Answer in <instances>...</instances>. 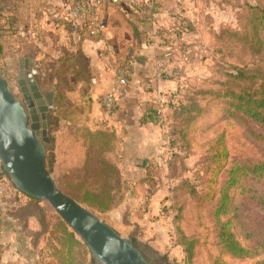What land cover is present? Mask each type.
Here are the masks:
<instances>
[{
    "label": "rangeland",
    "instance_id": "rangeland-1",
    "mask_svg": "<svg viewBox=\"0 0 264 264\" xmlns=\"http://www.w3.org/2000/svg\"><path fill=\"white\" fill-rule=\"evenodd\" d=\"M258 1L166 0L162 6L149 0L139 5L143 15L168 18L156 31H163L168 42V74L179 81L160 117L167 156L163 165H158V176L146 177L147 195L158 194L155 207L148 205L146 195L147 199L139 198L134 207L138 197L130 193L131 181L120 178L116 167V135L108 129L107 137L99 142L88 125L92 103L82 93L61 98L59 107L48 112L47 167L59 188L117 225L123 236L151 248L167 264H264V205L259 201L264 195V176L241 170L238 182L229 186L232 168L264 160L261 128L235 116L227 96L244 85L235 79L237 73L257 61L241 39L251 7ZM53 65L48 71L40 70V76L38 71L43 92L55 87L58 92L66 89L74 93L70 80L87 79L86 73L72 75L75 71L68 64ZM67 70L72 76L66 75ZM0 74L23 99L17 74L6 65L2 53ZM3 181L13 184L7 178ZM85 191L100 200H106L110 192L112 208L100 212L97 206L91 207L83 201ZM150 208L148 218L140 215ZM50 210L52 219H62L51 205ZM131 211L137 220H131ZM224 223L249 254L229 253L221 237ZM58 232L60 229L54 228L52 238L57 239ZM183 236L195 241L191 262L181 243ZM88 250H83L82 260L78 254L76 259L67 254L64 263L91 264Z\"/></svg>",
    "mask_w": 264,
    "mask_h": 264
},
{
    "label": "crops",
    "instance_id": "crops-1",
    "mask_svg": "<svg viewBox=\"0 0 264 264\" xmlns=\"http://www.w3.org/2000/svg\"><path fill=\"white\" fill-rule=\"evenodd\" d=\"M73 1L0 0L6 25L1 35L2 56L9 69L17 74V80L21 61L26 58L30 60L29 68L37 70L36 81L38 71L40 76V70L48 71L53 64L57 68L68 64L75 71L72 75L78 77L80 72L86 73L85 80H70L74 93L66 89L60 93L64 99L82 93L92 103L90 130L110 129L116 135V167L120 178L131 181L130 193L138 197L134 207L145 195L148 205L155 207L158 194L147 195L146 177L158 176V165H163L167 151L163 125L146 121L144 117L152 109L162 114L166 100L179 83L168 74L171 72L165 53L168 42L163 31H156L168 18L143 15L139 5L149 0L104 2L99 16L106 25L105 32L92 35L83 30L81 40L74 44L65 21ZM155 1L163 6L166 0ZM121 63L130 64L132 75L117 93L115 111L107 116L102 99L114 86L116 69ZM69 74L67 70L66 75ZM52 90L56 98L58 90L55 87ZM40 91L44 94L51 90L43 92L40 88ZM151 210L140 215L148 218ZM51 212L50 205L44 201L30 199L6 181L0 183V264H66L67 254L75 259L78 254L82 260L83 241L63 219L55 215L52 219ZM129 215L131 220L138 219L132 211ZM110 225L117 229V225ZM54 228L60 229L55 235L57 239L51 236Z\"/></svg>",
    "mask_w": 264,
    "mask_h": 264
},
{
    "label": "water",
    "instance_id": "water-1",
    "mask_svg": "<svg viewBox=\"0 0 264 264\" xmlns=\"http://www.w3.org/2000/svg\"><path fill=\"white\" fill-rule=\"evenodd\" d=\"M21 61L18 84L23 99L0 74V164L15 187L48 202L87 245L96 264H151L133 239L123 236L94 210L62 191L47 167V115L55 90L41 93L29 68ZM27 77V80L25 79Z\"/></svg>",
    "mask_w": 264,
    "mask_h": 264
},
{
    "label": "trees",
    "instance_id": "trees-1",
    "mask_svg": "<svg viewBox=\"0 0 264 264\" xmlns=\"http://www.w3.org/2000/svg\"><path fill=\"white\" fill-rule=\"evenodd\" d=\"M3 12V10H0V53L2 50V30L6 27V25H4ZM66 27L68 28V30H71V23L66 21ZM241 42L245 48H247L252 54H254V56H257V61H255L254 64L251 65L252 67L248 70H240L237 73L235 79L244 82V85H241L240 89L229 91L227 93V96L232 100V105L235 109V116H238L242 119H249V121L254 122V124L258 125L261 128L260 137L264 140V5L262 4L261 0H259L256 5L251 7V14L247 23V29L242 36ZM249 73H252V75H249ZM61 98L64 97L60 92H58L54 100L53 108L59 107V101ZM160 117L161 113H159L158 109H152L150 113L144 117V119L146 121L161 123ZM96 133L97 134L95 135L99 137V142H103L104 138L107 137L105 131L98 130L96 131ZM113 136H115V134ZM1 169L2 172H0V183L5 178H7L11 182L9 174L3 169L2 166ZM112 170L113 168L111 169V171ZM241 170H246L244 171V173L247 174L252 172L255 175L263 177L264 160L254 164L253 166L243 165L237 168H232V170L230 171L229 186H233L236 182H238L239 177L237 175L239 174V172H241ZM11 185L15 187V185ZM26 196L30 199H34L28 195ZM83 201L91 207L97 206L96 209H98V211L100 212H107L112 208V201L114 200L110 192L108 193V198L106 200H100L97 199V196L93 195V193L85 191ZM259 201L260 204L264 205V195H260ZM1 225L2 216L0 214V230ZM226 225L227 223L223 224L221 237L225 241L229 253L235 256H244L249 254L250 250L240 245L233 233H231L226 228ZM73 234L75 233L73 232ZM134 243L139 247V243L137 241H134ZM181 243L185 246L188 261L191 262L194 254L193 250L195 241L189 240L186 236H183ZM82 244L83 248L85 250H88L87 245L84 242H82ZM88 251L90 252V250ZM95 261V258L91 255V264H96Z\"/></svg>",
    "mask_w": 264,
    "mask_h": 264
},
{
    "label": "built area",
    "instance_id": "built-area-1",
    "mask_svg": "<svg viewBox=\"0 0 264 264\" xmlns=\"http://www.w3.org/2000/svg\"><path fill=\"white\" fill-rule=\"evenodd\" d=\"M104 2L117 4L119 0L73 1L69 14L65 17V21L71 23L72 29L69 30V34L74 44H77L81 40L83 30H87L92 35L105 32L106 25L99 16L100 6ZM131 75L132 71L129 63H121L117 66L115 84L102 99L104 113L107 116L112 115L115 111L117 106V93L129 83Z\"/></svg>",
    "mask_w": 264,
    "mask_h": 264
},
{
    "label": "flooded vegetation",
    "instance_id": "flooded-vegetation-1",
    "mask_svg": "<svg viewBox=\"0 0 264 264\" xmlns=\"http://www.w3.org/2000/svg\"><path fill=\"white\" fill-rule=\"evenodd\" d=\"M140 249L146 255L151 264H167L165 260L154 252L151 248H147L146 245L139 244Z\"/></svg>",
    "mask_w": 264,
    "mask_h": 264
}]
</instances>
